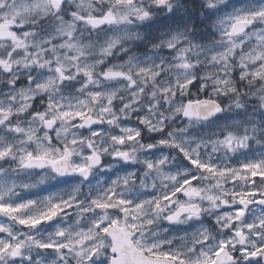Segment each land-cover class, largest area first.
Returning a JSON list of instances; mask_svg holds the SVG:
<instances>
[{
	"label": "clouds",
	"instance_id": "1",
	"mask_svg": "<svg viewBox=\"0 0 264 264\" xmlns=\"http://www.w3.org/2000/svg\"><path fill=\"white\" fill-rule=\"evenodd\" d=\"M0 264H264V0H0Z\"/></svg>",
	"mask_w": 264,
	"mask_h": 264
}]
</instances>
